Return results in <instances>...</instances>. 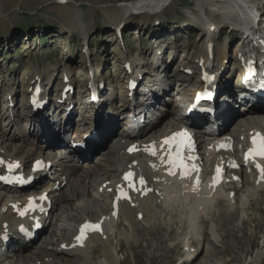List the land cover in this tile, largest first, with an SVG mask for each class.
Returning <instances> with one entry per match:
<instances>
[{"label": "rangeland", "instance_id": "rangeland-1", "mask_svg": "<svg viewBox=\"0 0 264 264\" xmlns=\"http://www.w3.org/2000/svg\"><path fill=\"white\" fill-rule=\"evenodd\" d=\"M58 2L57 0H0V144L6 148L9 154L12 152L15 154V149L20 145L22 147L25 141L24 151L33 153L30 159L40 156L42 148L40 147V150L32 148L33 144H38V139L29 135V132L35 127L34 124L40 125L42 129V123L46 120L47 126L44 130L48 129L46 133H54L48 119L45 118L47 114L41 115L42 119H36L35 123L32 122L29 83L33 78L41 76L46 80L50 77L56 83L57 88H60L61 77L64 73H71L74 81L78 82L82 88V91L73 96V103L75 102L77 108L73 111L74 114L70 118V122L72 127L76 128L81 118L80 109L83 110L89 101L85 82L90 78H94L98 82L103 81L104 87L109 88V92L102 90V94H107L106 96L112 98L113 106L118 102L114 94L125 97L124 85L129 75L139 77L140 74H143L150 81L154 80L158 90L164 87L165 81L171 83L172 80L177 85L183 83L180 86L186 91L189 90L193 86L195 78L181 76V73L184 74L182 69L190 67L197 70L196 64L199 57L212 50L207 49L210 35L208 23L214 21L222 25L231 18L237 19L238 15L237 10L232 13V10L235 9L233 3H219L214 0H172L171 3L165 5L164 11H160L163 13L159 15L158 19L149 16H152L153 12L160 10L161 7L153 8L146 5L149 2L152 4L157 2L154 0H68L64 3ZM133 10H142L143 12L134 15L132 14ZM72 18L77 21L76 26L71 25L69 19ZM75 20L73 21L75 22ZM124 21L122 38H119L116 36L115 28ZM225 27L227 26L225 25L223 28ZM222 32L212 34L211 38L215 43L213 49L216 54L214 57L218 53L224 56V59L221 60L217 56V61H223L221 63L223 66L226 60L232 61L235 49L237 46L240 47V44L236 43L237 36L234 37L232 28H225ZM86 48L88 54L84 52ZM127 62L131 65L130 70L125 68ZM205 62L206 59L203 63ZM165 67L168 68L170 75L164 71ZM224 72H227L224 76L230 78V73H235V70L229 69V72ZM170 76L174 78L172 79ZM227 80L230 81V79ZM225 81L226 79L224 81L222 79V84H225ZM102 94H99L98 97H102ZM44 109L45 107L33 112H40ZM71 113L72 111L69 115ZM110 116L104 117L103 121L108 120ZM175 120L178 122L179 119ZM263 121L261 124L264 123ZM169 122L170 120L163 121L157 129L171 128L174 122L168 125ZM232 123L234 125L230 131L234 129L235 132L238 128L236 121ZM118 131V127H116L115 133ZM158 133V131L155 133V142L159 140L160 134ZM237 134L240 135V133ZM109 135L110 133L107 134V137ZM112 143L109 141L107 145L106 143L104 146L100 145L98 152L101 153L97 156L98 152L89 158L71 157L72 165L76 164L78 171L71 174L69 171L70 167H73L72 165L68 171L63 169L67 174L65 175L67 184L62 188V182V190L59 196L57 194V201L55 202L56 198L54 200L53 207H55L49 217L50 220H48L51 222H47L42 235L35 239L36 241L31 239L34 242L29 243L26 247L24 244L20 249H16V253L12 248L7 250L4 258L7 262L11 261L9 264H39V258L57 264H264V195H262L264 190L258 191V188L264 187L263 183H260L256 188L252 184L253 180L247 181L239 190L240 192L238 191L236 194L235 200L226 199L227 191H225L226 200L221 202L216 199V194L224 192L225 185L222 184L216 193L210 190L208 195L201 199L211 198L208 202L209 207L201 211L195 221L186 219L184 209L172 208L175 205L184 207L185 204L164 199L169 188L178 187L175 185L176 183H167L168 190L165 185L163 188L161 187L163 192L165 189L166 195L161 193L155 185L154 189L160 192L159 197L151 191L144 198L138 196L135 198L138 208L145 202L146 209L143 206L138 210L136 203L133 204L137 213L143 211V217L139 218L136 213H133L129 218H126L127 212L124 214L118 212L121 218H109V198L101 195L97 191V187L107 179L118 176L120 164L124 161L119 154L110 153V147L116 145H112ZM39 144L42 145V143ZM117 145H119L118 142ZM58 148L59 155L62 157L61 162L68 167L69 158L66 156L69 155H63L64 149H61V146ZM223 155V152L209 151L208 153L209 159L215 157L214 159H218V162ZM77 167L74 168L77 169ZM154 175L159 176L155 172ZM61 177L63 180V175ZM148 177L151 178V176ZM157 180L149 182V185L153 186ZM179 188L173 189L176 191L181 189V194H183L185 188L183 186ZM171 191L169 190L168 193ZM4 192L7 191L0 189V202L9 198V195ZM9 194L10 197L16 195L15 193ZM186 195L191 194L187 193ZM161 198L163 199L161 200ZM189 198L191 200L192 197H188L190 202ZM154 199L156 201L148 204V201ZM14 202L16 201L13 200L12 203ZM3 203L4 201L0 203V207ZM188 206L190 207L191 204ZM6 213L7 211L4 214V211L0 210V225L3 223ZM104 213L108 216L104 235L97 238L89 237L90 241L87 245L82 250L79 249L81 257L77 258L69 253L54 254L53 246L60 245L64 237H71L78 221L83 220L86 216L98 219ZM176 213L178 215H175ZM202 217L208 222H200ZM47 218L45 216L43 220L46 221ZM17 224L25 223L17 221ZM9 232L11 233L9 234ZM0 233H8L9 237L13 238L26 239L18 228ZM194 236L196 237L195 242L183 250L182 243L186 241L188 244L187 240L193 239ZM15 243H17L16 240ZM94 244L102 249H100L102 253L100 250L99 254L94 253ZM119 248L122 250L119 251ZM105 249L112 252L111 262L104 259ZM198 252L200 254L195 256L193 261L186 260V257L190 259ZM63 256L66 259L60 258ZM69 259L74 262L69 263Z\"/></svg>", "mask_w": 264, "mask_h": 264}, {"label": "bare ground", "instance_id": "bare-ground-1", "mask_svg": "<svg viewBox=\"0 0 264 264\" xmlns=\"http://www.w3.org/2000/svg\"><path fill=\"white\" fill-rule=\"evenodd\" d=\"M154 1H157V2H154V4H157L158 2H160V1H162V0H154ZM264 0H252L251 2L253 3V4H256V3H260V2H263ZM220 3V2H219ZM218 3V4H219ZM243 4V3H242ZM241 8L243 9V7L241 6ZM250 10V12H251V10H252V7L249 9ZM233 11V10H232ZM238 12V11H237ZM233 13V12H232ZM75 14V13H74ZM243 14H245L244 12H243ZM160 14H157V15H152V16H149V17H152V18H154L155 17V19L157 18H160V16H159ZM75 16H76V14H75ZM256 16H258V15H255V14H249L248 15V18H251L252 20L254 19L253 17H256ZM73 20H75L74 18H72ZM72 19H69V21H70V23H71V25L72 26H76L77 25V21L75 20V22L72 20ZM81 20V19H80ZM84 22V21H83ZM79 23V22H78ZM79 28V27H78ZM71 29V28H70ZM79 29H81V28H79ZM83 32H84V30L83 29H81ZM208 49H211V48H208ZM209 53H207V54H205L204 56H203V58L201 59L202 61H203V59H206V62L205 63H202L203 65H206L207 64V60L209 59ZM217 56H218V58H220V60L221 59H224V56H223V54H221V53H218L217 54ZM200 60V61H201ZM225 65V64H224ZM223 65V66H224ZM201 66V65H200ZM202 67V66H201ZM225 71H228L229 72V69H226ZM150 80V79H149ZM153 80L151 79V82H152ZM230 84H231V79H230V81L229 80H227L226 79V81H225V84H222L221 83V80H220V86L222 85L224 88H226V87H229L230 86ZM151 90L153 91V88H151ZM99 91V90H98ZM155 94H157L156 92H154ZM103 95V94H102ZM107 94H104L103 96H105V97H109L110 99H109V102H107L106 104H112L111 102H113V100H112V98L110 97V96H106ZM150 95H153V94H150ZM99 98V101H101V97H98ZM152 98H155V95H153L152 96ZM152 98H150V99H152ZM94 104H95V102H94ZM105 105V104H104ZM250 106V105H249ZM112 107H113V104H112ZM44 108V107H43ZM42 108V109H43ZM252 108V107H251ZM98 110V109H97ZM119 108H117L116 107V114H118L119 115V113H121V112H119ZM119 112V113H118ZM101 113V112H100ZM228 113H234L232 116L234 117V119L232 118V121L234 122V121H236V126L238 127L237 129H236V131L235 132H239L240 133V135L241 134H244V131H249L250 129H254L255 127H259L260 125H261V121L262 120H264V108H262V109H259V108H252L251 110H250V112L248 113V115L246 116V115H244V116H242V117H239V112L238 113H235L233 110H231L228 106L226 107V109H225V113H222V115H223V117H221V118H223L224 119V121H225V123L227 122V120H228V116H227V114ZM178 116H179V114H178ZM118 117H120V115L118 116ZM45 119V118H44ZM46 119H48V118H46ZM178 122L176 123V125L177 124H181L183 121L181 120V117H178ZM46 120H44V122L42 123V129H41V133H37L36 134V136L38 137V138H43L44 140H45V142H46V144H49V143H51V142H53V141H55V139H56V134L55 133H46V131L48 130H44V128L47 126L46 124V122H45ZM177 121V120H176ZM264 122V121H263ZM41 124V123H40ZM90 125H92L93 126V124H89V127H88V129H87V131H85L84 133H86V132H88V130H90L91 129V126ZM117 125H119V119L116 117V115H111L110 116V118L108 119V120H106V121H102V122H100V123H97L96 124V126H94V129L97 131V132H100V131H103V133L104 134H109L110 133V135L108 136V137H106V140L108 139V138H110L112 135L114 136V134H115V132H116V127H117ZM251 125V126H250ZM254 125V126H253ZM116 126V127H115ZM172 126H174V125H172ZM111 127H113V129L111 130ZM245 127V128H244ZM247 127H249V128H247ZM173 127H171V128H168V127H166V128H163V129H160V130H158V134H160V136L161 135H163V134H166L167 132H169L171 129H172ZM242 128H244V129H242ZM163 130V131H162ZM157 132V131H156ZM160 132H162V133H160ZM234 132V131H233ZM84 133H81V136L84 134ZM76 134H78V133H76ZM53 135V136H52ZM75 136H77V135H75ZM101 136V138L103 137L102 135H100ZM127 137V136H126ZM126 137H125V139H126ZM122 138H123V134H122ZM121 138V139H122ZM50 141V142H49ZM128 141V140H127ZM127 141H125L126 143H127ZM159 142V140L158 141H156V144ZM119 143V142H118ZM121 146V147H120ZM22 147H23V145H22ZM21 147V145H20V147L19 148H16L15 149V151H14V153L15 154H13V155H10V156H5V158L7 159V160H17V159H21L22 161H23V165L25 166V167H27V162H29V160H30V157L33 155V153L32 152H30V151H28V152H26V151H24V149ZM120 147V148H119ZM127 148V146L125 145V144H122L121 142L119 143V145H117V143H116V145H115V147H114V149L113 150H117V149H119V151L121 150V149H126ZM109 149V148H108ZM110 151V150H109ZM213 152H216V150L215 149H213L212 150ZM212 151H210V152H212ZM112 153V152H111ZM42 154H43V151L41 150V152H40V156H42ZM124 155H126L125 153H124ZM209 157H210V155H209ZM212 157V156H211ZM220 162L222 161V158L219 160ZM73 167H70V173L71 174H73L77 169L76 168H74V167H76V165H72ZM166 168L165 167H161V166H159V165H157V167H156V169L155 170H153L156 174H159V178H161L162 180H163V177H165V175L162 173L164 170H165ZM65 171H63L62 173H61V176L62 175H65ZM88 176L86 175V178H87ZM170 177H167L166 178V180H164V181H161V180H157V182H156V188L158 189V190H160L161 191V193L163 192L162 190V188L164 187V185L166 186V184L167 183H172V184H175L176 182H171V181H168V179H169ZM258 179V178H257ZM259 179H261V178H259ZM57 180H59L60 182V186L62 185V182H63V180H61V178H57ZM262 180V179H261ZM248 181V180H247ZM264 182V181H263ZM170 184H168L170 187H173V185L171 186ZM176 186H178V187H180L181 188V186H179V184L178 183H176L175 184ZM221 186V185H220ZM220 186H218V188H217V191H218V189H219V187ZM261 186V185H260ZM162 187V188H161ZM178 187H173V188H178ZM155 188V187H154ZM173 188H169V190L171 191V189H172V191L170 192V193H168L169 192V190L167 189V186H166V189L168 190L167 192H166V194L164 193L165 192V189H164V194L166 195V197H164V199L165 200H170V202L171 201H173V202H177L178 204H191V206H190V208L191 209H193V208H195V205L196 204H199L200 202H197L195 199H204L203 198V196H205V195H208V193L210 192V190L211 189H209V192H207L204 188L201 190V188H202V185H201V187L200 188H198V186H197V188H195V187H193V185L190 183L189 185H186V186H184V188H185V191L183 192V194H187V193H189V194H191V195H186V197H185V195L183 196V194H181V189L178 191V189H177V191H176V189L174 190ZM0 189H3V190H6L5 188H2L1 186H0ZM201 190V191H200ZM213 190V189H212ZM264 190V189H263ZM182 191H183V189H182ZM200 191V192H199ZM179 194H178V193ZM264 192V191H263ZM55 194H57V191L56 192H54ZM172 193V194H171ZM199 193H200V195H199ZM175 194H178L177 196H179V198H177L176 199V195ZM175 195V196H174ZM264 195V194H263ZM174 196V197H173ZM184 198L185 197V199H186V201L184 200H182V198ZM1 197V196H0ZM173 197V199L171 200V198ZM188 197H192L191 198V200H190V198H189V200H190V202L188 201ZM202 197V198H201ZM58 198V197H57ZM264 198V197H263ZM163 198H161V200H162ZM177 200V201H176ZM137 201V200H136ZM178 201H180V202H178ZM263 201V200H262ZM261 201V202H262ZM14 203H16V202H14ZM20 204L21 203H18L17 204V206H20ZM171 204V203H170ZM193 204V205H192ZM195 204V205H194ZM12 206H13V204H12ZM52 206V205H51ZM141 206V205H140ZM162 206H163V204H162ZM171 206V205H170ZM169 206V207H170ZM150 207V206H149ZM167 207H168V205H167ZM53 206L50 208V207H48L47 206V209H48V211H46L45 213H43V214H41V215H39V218H40V220H43L44 219V217L47 215V212H48V214L50 215L51 214V211L53 210ZM138 208V207H137ZM16 209V208H15ZM145 209V208H144ZM148 209V208H147ZM150 209V208H149ZM166 209V208H165ZM167 211V210H166ZM119 212H121L122 214H124V213H126V215H125V217L127 218H129L134 212H136V207H134V205H133V203L132 202H129L128 200H123L122 202H120V210H119ZM120 213V214H121ZM4 221H3V223L0 225V232H5V231H10V230H15V228H18L19 229V225L17 224V221H19V222H24V223H29V225L30 226H33V224H34V222H32V221H30L29 220V218H23L22 217V215L20 214V213H17V212H15V211H13V210H11V209H9V210H7V213H6V215H5V217H4V219H3ZM45 223H46V221H45ZM46 225V224H45ZM33 228V227H32ZM42 229H44V227L42 228ZM11 232H9V234H10ZM6 234V233H5ZM100 236V234H93V235H90V238H97V237H99ZM23 238V237H22ZM59 239V238H58ZM58 241V240H57ZM71 242H73V238L71 239V237L70 236H68L67 238L66 237H64V240H62L61 242H60V245H58V246H53V248H52V250H53V252H55L54 254H56V253H69V254H72V255H75L77 258H79V257H81L80 255H79V252L78 251H80L79 249L80 248H78V247H73L72 249H65V247L64 248H61V243H66L67 245H69ZM99 242V241H98ZM54 243V242H53ZM102 243V242H101ZM54 245V244H53ZM95 245H97V244H94L93 245V247L95 246ZM22 246H24L23 244H21V247ZM26 247V246H25ZM100 247V246H99ZM50 248V247H49ZM101 249V248H100ZM99 248H98V246H95L94 247V249H93V251H94V253L96 254H99V250H100ZM45 250V249H44ZM102 250V249H101ZM100 250V253H102V251ZM119 251H121L122 249L121 248H119L118 249ZM47 253V252H46ZM53 254V255H54ZM103 255H105V258L104 259H106V261H109V262H111L112 261V259H113V255H112V252H110V250H108V249H105V251H104V254ZM65 256V255H64ZM60 257V258H62V260H64V258L65 257ZM98 256V255H97ZM66 257H68V256H66ZM56 259V258H55ZM66 259V258H65ZM71 259H72V257H71ZM39 260H40V263L39 264H57V263H52V262H48V261H46L44 258H42V259H40L39 258ZM66 261V260H65ZM55 262V261H54ZM68 262L70 263H72V262H74V261H70V259L68 260ZM121 263H122V261H121ZM74 264V263H73ZM123 264V263H122Z\"/></svg>", "mask_w": 264, "mask_h": 264}, {"label": "snow or ice", "instance_id": "snow-or-ice-1", "mask_svg": "<svg viewBox=\"0 0 264 264\" xmlns=\"http://www.w3.org/2000/svg\"><path fill=\"white\" fill-rule=\"evenodd\" d=\"M186 140H190L188 137V134L186 132H179V133H174L172 137L165 138L164 141H162L163 145H168L169 148L173 144L176 145H182L185 143ZM252 145L253 147L248 150L246 153V159H255L256 157L264 158V133H253L252 135ZM223 146V145H222ZM136 150V147L133 146L132 148L129 149L130 152ZM149 150V149H145ZM163 151V149H161ZM150 154L151 155H157V149L155 144L151 146L150 149ZM169 159H168V164L173 166V167H181L185 169V174H187V165L184 164L183 159L180 158V153L176 152L175 156H172L171 153H168ZM161 162H164V157L161 156ZM235 166V165H234ZM155 167V165H153ZM257 169L261 173V179L264 180V166L257 164ZM220 169L217 168V173L219 174ZM169 174H174L173 172L170 171ZM133 176V173H128L125 176V180H128L129 183H132L131 177ZM146 182L143 177L140 178V184L144 185ZM199 181L197 180V184ZM30 206H31V201H30ZM13 207H16L18 209L17 205H13ZM19 210V209H18ZM24 214V213H21ZM85 229H92V230H98L99 225H91V224H85L81 228V233L79 236H77L78 241H82L85 238Z\"/></svg>", "mask_w": 264, "mask_h": 264}, {"label": "water", "instance_id": "water-1", "mask_svg": "<svg viewBox=\"0 0 264 264\" xmlns=\"http://www.w3.org/2000/svg\"><path fill=\"white\" fill-rule=\"evenodd\" d=\"M57 1H59L58 3H61V2H64V1H68V0H57Z\"/></svg>", "mask_w": 264, "mask_h": 264}]
</instances>
